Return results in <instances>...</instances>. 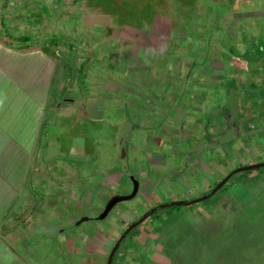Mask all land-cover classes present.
<instances>
[{"label": "rangeland", "instance_id": "374dc122", "mask_svg": "<svg viewBox=\"0 0 264 264\" xmlns=\"http://www.w3.org/2000/svg\"><path fill=\"white\" fill-rule=\"evenodd\" d=\"M4 1L0 0V64H6V74L12 81L0 83V113L19 115L25 132L21 134L17 129L16 142H20L21 146L17 145L22 150L4 142L0 146V229L19 230L20 236L8 243V249L18 254L24 264H34V258L45 256L46 248L34 243L33 234L42 235V229L56 231L82 217L96 218L104 203L101 197L110 194L109 187L113 186H101L99 168L90 169L81 161L85 158L90 162L93 155L101 158L103 152H113L112 145L118 150L124 142L130 146L132 159L143 157L149 150L147 144L153 142L155 127L137 131L133 129L136 120L152 122L149 115L160 98L163 102L172 100L173 106L197 96L198 84L206 80L195 73L220 69L223 65L218 52H223L224 44L219 41L228 44L226 31L236 36L242 28L234 19L226 18L227 23L222 24L219 13L223 11L213 8L214 0H128L130 8L121 0H6L3 8ZM252 2L256 7L246 9L244 0H240L238 10H249L250 17L263 21V13H258L259 1ZM171 20L176 26L173 39H168L165 26ZM19 37L30 38L32 44H18ZM51 38L58 42L51 44ZM236 50L242 48L237 46ZM87 55L92 61L82 74V95L63 61L67 57L78 68ZM177 58L187 60L184 68H179L181 61ZM223 68L231 78L240 74L232 67ZM263 93L258 94L261 97ZM63 98L78 101L81 107L72 102L60 104ZM39 103L47 111L44 119L50 122L41 146L47 143L49 147L43 145L39 152L38 184L29 185L24 166L30 137L28 116L32 111L40 112ZM209 147L202 145L199 150ZM223 151L210 156V163L219 165L226 174L231 171L230 166H241L238 155L244 156L243 153L232 155L229 160ZM47 158L53 160V168L42 166L41 159ZM94 162L104 164L102 160ZM181 167L176 168V174ZM207 170L214 172L211 167ZM244 177L253 181L242 184L240 179ZM22 180L33 191L37 188L38 198L34 195L32 201L26 192H18ZM162 183L164 187L169 185L168 179ZM211 185L204 183L200 189L207 190ZM224 187L232 194L231 207L239 206L238 221L229 218L221 223L212 220L201 224L194 216L204 215L208 205L220 208L223 191L189 207L166 209L168 212L155 221L144 222L132 231L116 262L126 259L123 247H129L134 239L145 238L152 240L150 250L155 258L160 256L161 264H264V167L234 174ZM154 188L162 199L160 186ZM186 188L190 189L189 194L197 190ZM115 189L112 190L116 192ZM128 189L126 183L119 188ZM176 189L181 190L179 186ZM155 200L147 195L143 202H122L106 221L82 223L69 230V237L64 232L53 234L50 255L55 263H89L78 253L84 247L88 254L94 252L96 236L105 243V260L127 225ZM14 202L12 212L16 215L6 216ZM86 238L91 247L83 244ZM11 261L0 248V264H13Z\"/></svg>", "mask_w": 264, "mask_h": 264}, {"label": "flooded vegetation", "instance_id": "af4514ba", "mask_svg": "<svg viewBox=\"0 0 264 264\" xmlns=\"http://www.w3.org/2000/svg\"><path fill=\"white\" fill-rule=\"evenodd\" d=\"M214 1L213 8H221L223 11L219 13L221 14L219 19H222L219 21H223L222 24L227 23V18L228 21L234 19L233 21H237L241 25L242 29L237 32L236 36L226 31L227 36L230 37V42L226 44L221 39L219 42L224 44V48L223 52H218L221 64L226 68L232 67L234 71H238L240 74L231 78L226 75L223 66L220 69L211 68L208 71L202 69L195 74L206 81L198 84V95L192 97L190 101L178 102L172 106V100L163 102L160 98L157 105L152 108L151 115L148 114L152 122L149 121L146 124L143 119L136 120V126L133 128L139 131L141 128L148 129L151 125L155 127L153 128V142L147 144L149 150L144 153L143 157L136 156L132 159L129 151L130 146H127L128 144L124 142L123 147L118 150L116 145H112L113 149L111 150L113 152L105 151L102 153L101 158L99 156L94 158L93 155L90 162H86L87 160L84 158L81 164L90 169L99 168L98 171L101 173L99 178L102 179L99 180L101 186H107L105 184L113 186L109 187L110 194L108 196L101 197L104 199V203L97 215L102 212L107 202L112 198L129 195L134 185L137 187L136 194L132 199L124 202L133 201L130 204L143 202V200H146L147 195L156 198L153 205L148 206L139 213V217L160 204L174 200L194 199L192 196L200 197L206 194L228 174L224 173L223 170L220 171L219 165L210 163V156L221 154L222 149L229 160H231L232 155L243 153L244 156L242 154L238 155L240 167L264 162L262 160L264 159V93L261 97L258 94L260 91L264 92L263 22L256 17H250L252 12L249 10L239 11L238 2L240 0ZM252 3L251 0H244V7L246 9L256 7ZM194 6L193 8H195ZM262 12V8H260L258 13ZM175 26L171 25V29L167 34L169 35L168 39H173L172 33ZM237 46L241 47L242 50L238 52L236 50ZM176 60L181 61L178 65L180 69L186 66L183 64L184 61H187L185 58H177ZM252 72L255 74H252ZM228 85L230 88H227ZM215 88L220 90L218 92L212 91ZM70 100L72 99L63 98L59 103H66ZM78 104L81 107V104ZM202 145L210 147L199 150ZM226 148L229 149L226 151ZM83 152L84 157H86V151ZM95 159L102 160L103 166L98 162H94ZM119 165L123 171V175L120 177L116 171ZM180 165H182V170L179 174H176V168ZM208 167H211L215 173H210L207 170ZM230 168L232 171L233 166H230ZM215 176H218L219 179L215 180ZM164 179H168L169 183L165 187L162 186V180ZM125 183L129 189L120 191V186ZM204 183L209 185L213 183V185L209 186L210 188L207 190L200 189ZM186 185L191 186V190H197L189 194L191 191L186 188ZM155 186H160V191L164 195L162 199L155 193ZM177 186L181 188L180 191L176 189ZM112 189H115L116 192ZM171 193L174 195H171ZM120 203L112 208L109 212L110 216L119 206H122ZM166 209L158 211H161L162 214ZM40 210L39 213L43 212ZM137 212H139L138 209ZM139 217H136L133 221ZM106 218L104 221H106ZM147 220L145 223L149 222ZM73 223L59 226L54 234L61 232L70 234V231H64V229ZM132 231L122 243L130 239ZM122 246L124 245L122 244Z\"/></svg>", "mask_w": 264, "mask_h": 264}, {"label": "crops", "instance_id": "0c3cea01", "mask_svg": "<svg viewBox=\"0 0 264 264\" xmlns=\"http://www.w3.org/2000/svg\"><path fill=\"white\" fill-rule=\"evenodd\" d=\"M254 1V0H251ZM259 1V8H262L264 10V0H258ZM264 15V11L262 12ZM261 22H263L262 24V31H264V20H260ZM6 64L2 63L0 64V83H2L3 81L5 82L6 80L8 81H12L11 79L8 78L6 72L9 71L8 68L5 66ZM44 92L47 93L48 90L44 89ZM39 108H40V112L39 113H35V112H30L28 119H29V123H30V133H29V148L27 150V156H26V160L24 162V166L27 169V173L25 172V174H29V185L30 184H38V179H39V170L38 168L41 166L40 165V157H39V152L43 151L40 150L42 149L43 145H45V148H48L49 145H47V143H43V145L41 146V139L42 142H44V138L47 137V132H48V128L47 126L50 125L49 120L46 121V119H44V117L46 116V112L43 111L44 110V106H42V103H39ZM52 114H54V112H52ZM43 119V121H42ZM21 124V120L19 119V115H17L16 113H12L10 115H3L2 113H0V146H2L4 143L7 144H11L9 146H13V148L15 147L16 149L18 148V150H22L19 146H21L20 142H16V136L18 134L17 129H20V133L22 134L24 131V128H22ZM9 136V137H8ZM4 142V143H3ZM17 143L19 144V146L17 145ZM6 144V145H7ZM14 144V145H13ZM42 162V166H47L49 168H53V160H49L47 159H41ZM23 177H26L25 175ZM44 177V176H43ZM47 177V175L45 176ZM11 183V182H10ZM26 182L24 183V181H20V184L18 186V192L23 193L22 191L26 192V194H28L29 198L33 201L34 195L37 197L36 193H37V188H36V192L33 191L32 186H28L25 185ZM35 193V194H33ZM22 199V198H20ZM14 205L15 202L12 204L10 210H8L7 215H16V213H13L12 211L14 210ZM20 210V209H19ZM21 212V210H20ZM19 212V213H20ZM7 229V227H5ZM92 228V227H91ZM9 231H13L12 229L8 228ZM1 230V229H0ZM15 232H9L8 235H2L0 232V248L3 249V253L8 254L11 258H12V263L13 264H24V260L19 257L18 258V254L14 253L12 250L8 249V243L17 241L19 235V230H14ZM21 231V230H20ZM41 234L39 235L37 234H33L32 238L35 240L34 243L39 245H42V247L46 248V254L45 256H40V258H34L33 262L34 264H54L55 263V258L54 256L50 255L51 252V247H53L52 245L54 244L53 242H51V236L54 234V229L49 230V229H42L41 230ZM90 232V231H89ZM14 233V234H12ZM21 233V232H20ZM23 233V232H22ZM32 233V232H31ZM45 233V234H44ZM68 237L69 235L66 234ZM65 235V236H66ZM89 235H92L91 233ZM95 241H97V248H94V252H92L91 254L87 253V248H83V250L79 251V256L83 257L84 259H86L87 261H90L89 263H85V264H105V260L103 257V248L105 247V243L102 240H99L96 238L95 236ZM101 239V238H100ZM68 240V239H67ZM89 239L86 238V243H83L86 245V247H91L90 243H89ZM153 244H152V240L150 239H134L131 241V245L127 248L122 249V255L126 254V259L121 260L120 262L118 261L117 264H161L160 259L158 257L155 258V256L152 255V251L150 250V248H152ZM82 252V253H81ZM54 255L55 252H52ZM49 259V260H48ZM5 264V263H4ZM55 264H66L65 261H61V262H56Z\"/></svg>", "mask_w": 264, "mask_h": 264}, {"label": "trees", "instance_id": "16d2710c", "mask_svg": "<svg viewBox=\"0 0 264 264\" xmlns=\"http://www.w3.org/2000/svg\"><path fill=\"white\" fill-rule=\"evenodd\" d=\"M121 1L123 2L124 5L129 6V8L132 7V5L129 3V1H127V0H121ZM5 6H6V0L4 1L2 7L4 8ZM124 9H125V7L123 8V10ZM125 23L126 22H124V25H125ZM172 24H173V20L166 23L165 32L167 34L169 33ZM0 28H3V20L1 17H0ZM16 42L18 44L24 45L26 47H28L32 44L31 39L28 37H19L16 39ZM57 42L58 41L55 39H52V38L50 39L51 44H55ZM166 42H167V39H166ZM91 61H92L91 57L89 55H87L86 60L78 68H76L73 65L72 61L67 57L63 61L68 72H70L71 76L74 78V80H76L77 85H78V89L82 95L85 93V87H84L83 82H82V74H83V72H85V70H87V68H89ZM78 106H79V104H78ZM116 171H117V174L119 177L123 175V171H122L120 165L117 167ZM240 180H241L242 184L251 183L253 181L252 178H245V177L241 178ZM222 191L225 192V194L223 195V197L220 201V204H219V206H221V207L220 208H211V206L209 207V205H208L207 209H206V213L204 215L203 214H201V215L199 214L198 216L194 215L198 219V222H200L201 224H205V223H211L212 220H214L216 222L221 223V222H224L226 219H229V218H231L232 220L238 221L239 212H240L239 206L231 207L233 205L232 201H230V200H232V194H229V191L227 193L224 186L218 192H222ZM232 192H233V190H231V193ZM205 204L206 203H204L203 205H205ZM172 209H176V208H167L168 211L172 210ZM167 210L165 212H168ZM161 211H158L155 214H153L152 216H150L147 221H149V222L155 221L159 217V215L161 214L160 213ZM0 232L4 236V235H8L9 232H11V231H9L8 228L7 229L4 228V230L1 229ZM122 244H121L120 248L122 247ZM120 248H119V250H120ZM119 250H118V252H119ZM118 252L116 253V255L114 257L112 264H117L116 259H117Z\"/></svg>", "mask_w": 264, "mask_h": 264}, {"label": "water", "instance_id": "95a60500", "mask_svg": "<svg viewBox=\"0 0 264 264\" xmlns=\"http://www.w3.org/2000/svg\"><path fill=\"white\" fill-rule=\"evenodd\" d=\"M69 102L77 104V101H74V100H70ZM262 167H264V162L254 163V164H250V165H246V166L236 168V169L232 170L231 172H229L209 192H207L206 194H204L198 198L188 199V200H174V201H170V202L160 204V205L155 206V207L151 208L150 210L146 211L137 220L130 223L126 227V229L122 232V234L119 236V238L116 240V242L112 246V248H111V250L107 256L105 264H112L113 258L115 256L116 252L118 251L122 241L127 237V235L134 228H136L139 225H141L142 223H144L149 218V216H151L154 212H156L158 210L165 209V208H172V207H179V206L189 207L193 204H197L199 202H202V201L212 197L215 193H217L229 181V179L234 174H237L239 172L250 171V170L262 168ZM136 189H137V187L134 185L133 190L129 195L116 196V197L112 198L111 200H109L107 202V204L105 205V207L103 208L102 212L99 215H97L96 218L89 219V218L82 217V218L76 220V222H74L72 225L66 227L64 229V231L72 230L82 223L92 222V221H96V220H104L116 204L132 199L134 197V195L136 194Z\"/></svg>", "mask_w": 264, "mask_h": 264}]
</instances>
